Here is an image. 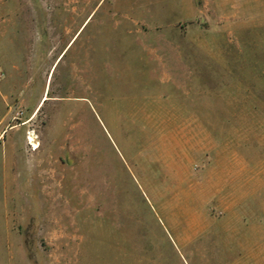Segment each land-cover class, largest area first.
<instances>
[{"label": "rangeland", "instance_id": "374dc122", "mask_svg": "<svg viewBox=\"0 0 264 264\" xmlns=\"http://www.w3.org/2000/svg\"><path fill=\"white\" fill-rule=\"evenodd\" d=\"M0 49V264L264 249V0H0Z\"/></svg>", "mask_w": 264, "mask_h": 264}, {"label": "crops", "instance_id": "0c3cea01", "mask_svg": "<svg viewBox=\"0 0 264 264\" xmlns=\"http://www.w3.org/2000/svg\"><path fill=\"white\" fill-rule=\"evenodd\" d=\"M1 50V49H0ZM1 66V64H0ZM1 73V72H0ZM3 75V74H2ZM257 241L259 243L264 244V238L262 240L257 237ZM228 255V254H226ZM225 255H222L220 259H225ZM240 262H236V264H264V249L259 251H244L239 257Z\"/></svg>", "mask_w": 264, "mask_h": 264}, {"label": "bare ground", "instance_id": "6f19581e", "mask_svg": "<svg viewBox=\"0 0 264 264\" xmlns=\"http://www.w3.org/2000/svg\"><path fill=\"white\" fill-rule=\"evenodd\" d=\"M43 100V99H42ZM34 139V136L32 134L29 135V141L32 142V140Z\"/></svg>", "mask_w": 264, "mask_h": 264}, {"label": "built area", "instance_id": "2783aa9c", "mask_svg": "<svg viewBox=\"0 0 264 264\" xmlns=\"http://www.w3.org/2000/svg\"><path fill=\"white\" fill-rule=\"evenodd\" d=\"M2 77H3V75H2V73H0V81L2 80Z\"/></svg>", "mask_w": 264, "mask_h": 264}]
</instances>
